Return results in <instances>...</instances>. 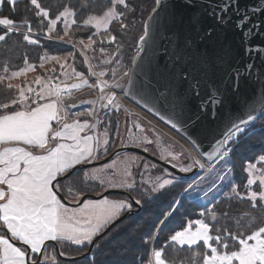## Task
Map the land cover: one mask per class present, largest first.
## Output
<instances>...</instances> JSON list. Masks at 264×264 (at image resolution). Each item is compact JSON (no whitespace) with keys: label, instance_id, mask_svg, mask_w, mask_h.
<instances>
[{"label":"snow or ice","instance_id":"obj_1","mask_svg":"<svg viewBox=\"0 0 264 264\" xmlns=\"http://www.w3.org/2000/svg\"><path fill=\"white\" fill-rule=\"evenodd\" d=\"M159 2L152 0L148 6L147 0H107L102 15H82L89 8L87 5L77 7L75 0H60L56 5L50 0H27L24 12L16 7L18 0H7L10 5L8 13H0V43H7L13 35L22 37L30 45L41 46L40 37L63 43V36L59 34L61 30L64 35L72 36L73 28L84 26L99 30L102 25L105 33H115L110 36L109 43L117 42L118 36L128 32L138 13L143 15L154 11ZM4 4L5 0H0V7ZM113 24L116 27L110 28ZM146 28L143 23L144 32ZM97 34L94 31L89 35L87 43L81 39V47L94 51ZM139 41L143 44V34ZM100 51L103 53L104 49ZM48 59L59 64L62 70L67 66V58L62 63L59 56L43 55L39 67L43 68ZM135 60L133 56L129 62ZM120 62L118 53L99 71L90 70V76L95 78L92 84L84 73L76 72L74 68L72 74L81 83L61 87L37 76L34 83L39 86V91L9 82L34 69L35 65L28 64L18 71H10L7 64L3 66V74H0V264H60L57 254L66 260L76 258L69 251L72 246L81 256H86L88 253L82 249L87 247L91 252L94 247L99 250L100 241L113 229L118 230L126 213L134 206L143 207L146 200L158 195H168L170 203L152 225L151 232L142 236L144 254L136 258L135 264H169L165 250L173 244L200 248L195 253L199 264H264V218L250 225L239 221L237 226L220 224L211 203L197 213V219L187 220L179 230L169 229L160 246L155 247L160 242L161 233L169 228L168 222L179 213L184 203L182 194L187 195L193 188L198 189L194 195L203 189L215 190L232 174L228 160L246 126L255 119L254 115L236 121L208 152L202 151L185 133L182 138L191 150L180 145L179 153L169 152L167 158L161 157L167 159L168 167L157 168L155 164L139 160L135 168L125 170L124 181L109 185L110 189L120 190L116 198L110 199L108 193L102 198H89L83 189L78 192L65 189L63 181L90 161L99 159L101 154L106 155L111 142L90 134L99 123L97 109L93 108L89 113V116L97 117V124L88 119L81 120L79 114H72L77 105L65 103L62 93L80 88L81 84L88 85L99 95L87 103L96 105L98 102L100 114H108L109 110L111 113L122 111L118 97L127 96L123 77L128 73L123 68L117 72L111 66ZM55 71L53 68L52 72ZM63 74L67 75L66 72ZM168 103L171 106L175 102ZM153 114L160 119L158 113ZM163 122L181 134L178 124L167 119ZM118 125L117 120L116 139H119ZM142 143L151 145L153 140L146 137ZM142 151L147 153L149 148L145 146ZM241 167L247 177L243 191L240 185L231 183L229 191L223 195L248 200L252 208L257 207V202L264 207V152L244 161ZM141 168L145 171L151 168L160 175L151 182L137 180L136 175H143ZM197 171L199 175L194 181L181 184L177 179L182 174ZM50 246L52 255H49ZM91 259L95 261L96 258L93 255Z\"/></svg>","mask_w":264,"mask_h":264},{"label":"water","instance_id":"obj_2","mask_svg":"<svg viewBox=\"0 0 264 264\" xmlns=\"http://www.w3.org/2000/svg\"><path fill=\"white\" fill-rule=\"evenodd\" d=\"M145 23L144 41H139L141 50L125 87L127 98L158 113L160 119L145 109L160 121L178 124L181 135L186 133L204 152L236 121L254 115L253 123L264 114V0H160ZM99 123L96 117L93 135H98ZM124 151L168 167L140 148L120 147L79 170L105 164L113 153ZM119 192L87 195L102 198ZM141 209L134 206L123 221ZM86 256L66 260L58 255L66 261Z\"/></svg>","mask_w":264,"mask_h":264},{"label":"rangeland","instance_id":"obj_3","mask_svg":"<svg viewBox=\"0 0 264 264\" xmlns=\"http://www.w3.org/2000/svg\"><path fill=\"white\" fill-rule=\"evenodd\" d=\"M146 19L144 21L139 20L133 25V28L130 30L129 37L136 39L140 35L144 34L143 23H145ZM104 27L105 26L102 25L99 30L94 29L95 32H98V34L94 37V39L98 41L95 45L94 51L84 50L79 44L81 39H83L85 43H87L88 39L75 38L74 35L67 36L64 35L61 30L59 34L63 36V43L67 44L70 48L68 53L56 56L62 58V63L64 62V58H67L66 68L62 70L59 64H56L51 61V59H48L44 61L43 68L40 67L39 69H31L24 74L15 77L9 82L23 87H32L37 91H39V86L34 83L37 76L41 77L46 82L60 84L61 87H63L64 84L81 83L80 79L72 74V70L74 68L76 72L84 73V76L89 78V84H92L95 82V78L90 76V70L99 71L102 66L108 65L113 59H115L116 55L119 53L121 62L119 64H112L111 66L115 68L117 72L123 68V70L128 73L126 77H123V80L125 81L124 86L126 87L132 70L133 61L129 62L132 57L127 56L126 45L124 42H121V45H118L116 42H114L113 45L112 43H109L111 35H103L102 32H104ZM70 40H74L75 42L69 43ZM101 48L104 49L103 53L100 51ZM138 48H140L139 40L135 45L136 54L138 53ZM53 68H55V72H52ZM64 72H66L67 75H64ZM98 95V91H94L90 86L83 84H81L80 88L73 89L71 92L62 93L65 103L69 106L77 105L76 108L72 109V114L73 116L79 114L81 120L88 119L89 122L93 124L96 116H89V113L93 110V108L97 109L98 115L101 118L97 128V134L101 137V140L107 138L111 142L109 152L106 155L101 154L97 160L106 158L120 147H137L143 149V147L147 146L149 148L148 152L155 155L159 159H161V157L167 158L169 152H173L174 154L179 153L181 151L179 147L180 145H182L184 149L191 150L189 144L182 138L180 133L174 131L168 125L152 116V114L131 101L126 96L118 97V100L121 102L122 111L111 113V110H109L108 114H100L98 102L96 105H89L87 103V101L96 100ZM117 120L119 121V139H116ZM107 122H110V124ZM256 122L257 120L248 124L246 126V131L256 125ZM134 125H138V127ZM90 134H93V132ZM146 137L147 139L153 140V144L146 145L145 143H142V141H145ZM192 154L195 155L196 153L192 152ZM141 159L149 164H155L157 168H165L139 153L124 151L120 152L119 155L114 156L111 161L105 164L77 171L69 179L63 181L65 189H70L72 192H78L80 188L86 186L84 188L86 191H93L92 194L99 195L106 190H110V184L114 185L124 181L125 170L130 167L135 168L136 163H138ZM161 160L167 162V159ZM228 162L230 163V159ZM108 165H112V167H107ZM140 172L143 173V175H136L135 179H143L146 182L154 181L156 177L160 175L158 171H153L151 168L147 171L141 168ZM231 173L232 174L228 176L225 183L220 185L215 190L203 189L199 191L198 195H194L198 189L193 188L187 195L182 194V196L184 195L187 199L202 204L203 207L205 205H209L210 203L212 205L214 201L224 196L223 194L225 188L230 189V184L234 183V170L232 166ZM197 175H199L198 171L192 173L189 177L178 176L177 179L181 184H183L194 181ZM117 196L118 194H111L109 195V198H116ZM155 197L157 196H154L151 199ZM68 199L71 200L72 197H68ZM52 254V246H50L49 255ZM56 258L60 260V264H63V259L58 257V255Z\"/></svg>","mask_w":264,"mask_h":264},{"label":"trees","instance_id":"obj_4","mask_svg":"<svg viewBox=\"0 0 264 264\" xmlns=\"http://www.w3.org/2000/svg\"><path fill=\"white\" fill-rule=\"evenodd\" d=\"M50 2L56 5L60 0H50ZM75 2L77 3V7L80 5L88 6L89 11L82 15H102L107 5V0H75ZM147 3L148 6H151L152 0H147ZM26 5L27 0H18L16 7L21 12H24ZM9 7L10 5L5 0L4 6L0 7V13L7 14ZM150 13H143V15L138 13L134 18L135 22L129 25L128 32L123 36L117 37L116 43L118 45H121V42H124L126 45L127 56L133 57L136 54L135 45L139 40V37L136 39L129 37L130 30L139 20L144 21ZM24 18L27 19V15ZM17 22L19 23V20ZM35 27V24H33L34 30ZM109 27L113 28L116 25L113 24ZM72 31L75 38L88 39V36L95 30L94 28L81 26L80 29L73 28ZM102 33L105 36L115 34L111 31L109 33ZM40 39L41 46L30 45L24 42L22 37L16 35H13L7 43H0V74H3V66L5 64L10 66V71H18L28 64L35 65V68L39 69L41 56L63 55L69 52L70 47L65 43L56 42L54 39L48 40L47 37H40ZM25 58H27V64L25 63ZM262 152H264V114L257 119L256 125L242 134L230 158V163L234 170V183L241 186V191H243L242 186L247 178L242 170V164L244 161L252 159ZM85 187L80 189H83L86 193H93V191H86L84 189ZM228 191L229 189L225 188L224 193ZM183 199L184 203L179 213L168 222L169 228H166L161 233L160 242L155 247L158 248L160 246L164 236L169 234V229L179 230L181 225L187 220L198 218L197 213L203 208V205L187 199L184 195ZM169 203L170 198L168 195H158L151 200H146L140 212L124 220L118 230L113 229L108 236L100 241L99 250L94 248L89 256L79 260H63V264H135L136 258L144 254L142 236L151 232L152 225L159 218L164 208L168 207ZM212 206L217 213L220 224L228 223L230 226H237L236 222L239 221L245 225H250L264 218V207L260 206V202H257L256 208H252L250 201L235 196L230 198L222 196L214 201ZM87 250L88 248H84L81 251L86 252ZM69 251H72V255L74 256L80 255L76 252L79 250L75 246L69 248ZM197 251H200V248L190 246L181 247L173 244L166 248L165 256L169 264H199V257L195 256ZM93 255L96 258L95 261L91 259Z\"/></svg>","mask_w":264,"mask_h":264},{"label":"bare ground","instance_id":"obj_5","mask_svg":"<svg viewBox=\"0 0 264 264\" xmlns=\"http://www.w3.org/2000/svg\"><path fill=\"white\" fill-rule=\"evenodd\" d=\"M153 116V115H152Z\"/></svg>","mask_w":264,"mask_h":264},{"label":"crops","instance_id":"obj_6","mask_svg":"<svg viewBox=\"0 0 264 264\" xmlns=\"http://www.w3.org/2000/svg\"><path fill=\"white\" fill-rule=\"evenodd\" d=\"M111 199V198H110Z\"/></svg>","mask_w":264,"mask_h":264}]
</instances>
